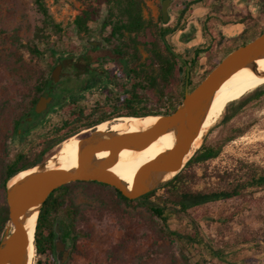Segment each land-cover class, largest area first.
<instances>
[{
	"label": "rangeland",
	"instance_id": "1",
	"mask_svg": "<svg viewBox=\"0 0 264 264\" xmlns=\"http://www.w3.org/2000/svg\"><path fill=\"white\" fill-rule=\"evenodd\" d=\"M95 1L44 0L51 21L60 27V33L48 29L44 31L43 35L47 39L44 38L38 42L36 29L42 27V16L33 0H0V103H10L13 100L23 99L20 111L0 108V169L13 152L23 148L19 139L12 135L11 122L19 113L20 115L23 114V119L31 117V121L35 123L31 129H27L29 138H31L37 133L48 131L65 117L67 108L60 106L63 99H74L77 106H80L85 114H88L93 107L104 106L108 109L113 106L117 99L123 100L124 97H128L134 80L127 79L119 64L112 63L107 67L108 73L113 76L111 79L112 88L98 91L95 88L85 90L84 78H76V71L66 63L62 69L63 75L58 82H51L52 97L54 98V103L51 106L54 108L49 109L46 117L32 118L30 113H26L30 101L36 98L33 87L37 78L41 75L50 76L56 65V56L63 55L67 51L78 53L79 49L85 45V41L89 39L103 41V44L112 50L117 45L115 41L109 42L107 40L110 27L102 28L103 22L107 21L108 18L113 21L118 16L121 8L117 5L101 4L98 6L96 18L88 22L86 32L76 33L74 30L72 24L74 18L83 9L94 7ZM140 1L141 15L145 21L142 31L144 44L138 45L140 60L135 63L138 71L135 80L136 85H138L137 95L145 101L147 107L162 98L167 100L169 110L176 109L184 96L187 67L190 66L188 68L190 74L189 91L190 88L201 82L203 77L207 76L206 73L213 64L220 62L231 50L233 51L245 42L252 41L261 35V32L264 33V0H260L259 8L256 9V17L249 21L246 32L240 37L230 39L219 36L223 31L222 23L229 16L230 7H223L221 4L215 5L214 12L221 18L215 16L216 21L212 27L214 36L204 34L202 43L198 47L184 49L171 41V37H166L167 44L170 45L172 51L176 55H180L179 57L175 56L177 57V66L180 67L181 71L170 81L158 79L160 90L157 91L158 88L150 90L149 65L152 63L154 70L158 69V64L155 63V57L152 55L151 49L154 39L151 35L158 37L161 33V0ZM179 2V0H174L173 11L180 9ZM203 12L205 10L201 11L199 5L193 6L186 13V18L195 13L200 15ZM198 19L204 26L206 22L203 20L204 16H199ZM34 48L40 51V54L33 53ZM196 49H200L202 52L196 55ZM161 85H163L162 90L164 92L166 86H170L163 97H161ZM258 88L264 89V83L255 85L236 102H228L227 110L223 111L217 123L201 137L199 147L204 138L210 142H223L230 128L251 125L242 136L223 144L221 154L217 159L210 162L209 170L214 167L219 169L231 167L234 161L238 159L264 168V109L248 105L234 119L222 121L224 117L231 114L239 101ZM105 99L110 100L106 102ZM115 119L106 122L114 123ZM72 138L59 144L56 151L59 148L61 150L66 144L71 145ZM197 173L200 175L201 170H198ZM9 183L10 181L6 188ZM203 185L200 183L196 187L202 188ZM5 196V191L0 190V207L3 204L6 206ZM259 196L264 198V194H258L257 197ZM75 198L78 204L89 203L81 190L75 192ZM122 208L126 212L114 215L110 219L92 223L90 237L80 244V253L76 256L75 264H206L210 261V257L207 256V248L205 247L218 248L221 241V237L218 235L219 227H222V224H219L216 219L218 216L225 218L231 210L229 208L222 210L219 205H211L197 211L201 217L199 232L204 244L203 246L188 247L185 252L188 260L184 261L179 255L178 244L172 243L164 237L165 234L162 230L165 226L161 220L152 217L138 204H132L128 207L122 206ZM203 211L206 212L202 213ZM185 223L186 219H176L171 216L168 217L167 227L170 230H176ZM225 225L226 230L222 232L225 233L223 235L226 237L247 229L258 230L259 228L254 212H245ZM5 226L6 223L0 240L4 234ZM225 251L236 253L237 257L235 258L240 264H264V238L247 243L231 244ZM36 259L35 255L32 256V264L35 263Z\"/></svg>",
	"mask_w": 264,
	"mask_h": 264
},
{
	"label": "trees",
	"instance_id": "2",
	"mask_svg": "<svg viewBox=\"0 0 264 264\" xmlns=\"http://www.w3.org/2000/svg\"><path fill=\"white\" fill-rule=\"evenodd\" d=\"M33 3L42 16V27L36 29L38 42L46 38L43 35L44 31L48 29L59 34L60 27L51 21L44 0H33ZM101 4L117 5L121 8L119 17L117 16L113 21L108 18L103 22L102 28L110 27L107 40L115 41L117 44L112 51L118 58L121 71L127 78L134 80L128 97H124L123 100L117 99L108 109L104 106L93 107L88 114H85L84 110L77 106L74 99H63L60 106L67 108L65 117L48 131L37 133L31 138L27 133V129H31V125L26 123L22 118L23 115L21 116L19 113L11 122L12 135L19 139L23 148L13 152L7 162L1 166L0 190L5 191L7 183L18 173L42 164L56 152V147L59 144L83 130L93 128L114 118L161 116L175 110V108L169 110L167 100L162 98L147 107L145 101L137 95L138 85H136L135 79L138 71L135 63L140 60L138 45L144 44L142 31L145 25L141 15L140 0H96L94 7L83 9L74 18L72 24L75 32L87 31L88 22L96 18L98 6ZM161 36L162 33L158 37L151 35L154 39L152 55L155 57V63L158 64V69L154 70L152 63L149 65L150 90L158 88V79L170 81L181 71L177 66V57L180 55H176V57L161 39ZM246 43L248 42L242 45ZM32 52L40 54V51L35 48ZM199 52L196 51V54ZM218 63L213 64L206 75ZM49 83V77L41 75L37 78L33 87L36 98L30 101L31 106L36 104L39 95ZM197 85L190 88L189 91H192ZM162 87L163 85H161V97L169 90L170 86H166L165 92ZM158 90L160 89L158 88ZM234 102L236 101L231 103ZM22 105L23 99H20L10 103L1 102L0 108L20 111ZM248 105L264 109L263 88L256 89L239 101L231 114L224 117L222 121L234 119ZM51 108L53 109L54 106ZM225 109L227 110V107ZM250 126L247 124L243 127L230 128L223 142H210L204 138L201 146L177 175L139 199H127L114 188L97 182H74L54 190L43 203L37 217L32 248V256L37 257L34 264H75L76 256L80 253V244L90 237L92 223L124 213L126 211L122 206L128 207L132 204H138L152 217L161 220L165 226L162 230L165 234L164 237L172 243L178 244L179 255L184 261L188 260L185 253L188 247L203 246L204 244L199 232L201 217L197 211L211 205H219L222 210L231 209L228 216L225 218L218 216L216 219L219 224H222V227H219L218 235L221 237V241L218 248L205 247L207 248L206 254L210 257V261L206 264H240L235 258L237 257L236 253L225 250L231 244L247 243L264 238V198L257 197L258 194H264V168L241 159L235 160L231 167L223 169L214 167L209 170V165L211 161L219 157L225 142L242 136ZM54 157L51 159L53 160ZM198 170H201L200 175L197 173ZM200 183L204 184L203 187H196ZM77 190H81L89 203L81 205L76 202L75 192ZM245 212L256 214V221L259 223L258 230L247 229L235 235L224 236L225 224ZM171 216L176 219H186V223L176 230H170L167 227V220ZM7 220L8 210L3 204L0 207V235Z\"/></svg>",
	"mask_w": 264,
	"mask_h": 264
},
{
	"label": "water",
	"instance_id": "3",
	"mask_svg": "<svg viewBox=\"0 0 264 264\" xmlns=\"http://www.w3.org/2000/svg\"><path fill=\"white\" fill-rule=\"evenodd\" d=\"M168 5L169 0L162 3L163 22H166L168 17ZM173 54L176 55L174 52ZM261 57H264V33L226 55L192 91H188L190 74L187 68L181 103L172 113L156 116L157 121L147 129L123 133L110 129L99 131L98 124L72 136L78 141L80 161L77 168L70 170L45 168L47 161L58 153L59 148L45 162L28 169L34 171L9 185L5 190L8 220L0 240V264H29L26 232L21 215L29 217L36 211L38 217L48 196L63 185L74 182H97L114 188L127 199L135 200L172 179L199 148L190 154L217 86L243 67H249L255 71L257 68L254 61ZM61 75H63L61 66H55L50 73V78L56 83ZM48 101L49 98L46 95L39 98L35 111L41 112ZM168 133L174 136L173 146L161 152L139 171L132 190H129L122 180L105 169L115 162L121 150L140 151ZM98 151H109L110 155L97 159ZM173 172L176 173L166 178Z\"/></svg>",
	"mask_w": 264,
	"mask_h": 264
},
{
	"label": "flooded vegetation",
	"instance_id": "4",
	"mask_svg": "<svg viewBox=\"0 0 264 264\" xmlns=\"http://www.w3.org/2000/svg\"><path fill=\"white\" fill-rule=\"evenodd\" d=\"M164 1L166 0H161V39L168 45L166 37H171V41L184 49L198 47L202 43L204 34L214 36L212 27L216 21L215 16L221 18V16L214 12L215 5L221 4L223 7H230L229 16L224 19L221 26L223 27L222 34L219 35L226 39L242 36L247 30L249 21L256 17V9L260 5V0H179L178 6L180 9L173 11L174 0H169L167 8L168 17L166 22H163L162 3ZM196 5H199L201 11L205 10V12L200 15L195 13L191 17L186 18V13ZM202 15L204 16L203 20L206 21L204 26L198 19ZM238 25H240V28ZM168 46L173 53L170 45ZM196 51L202 52L200 49H196L195 54ZM199 53L196 55H199ZM55 60V66H61V74H63L62 69L67 63L76 71V78H84L85 90L95 88L98 91L110 90L112 88L111 79L113 76L111 73H108L107 67L112 63L119 64L118 58L112 49L104 45L103 41H96L94 39L86 40L85 45L79 49L78 53L67 51L63 55L56 56ZM92 62L93 64H91ZM78 67H81V69H78ZM51 82L53 81L50 78L49 85L42 91L36 101L37 103L39 98L46 95L49 101L46 103L45 108L37 113L35 111V104L33 106L29 105V108L26 110V113H30L32 118L46 117L49 109L52 107L54 98L52 97ZM109 100L105 99L106 102ZM24 121L29 123L31 127L35 126V123L31 121V117L25 118Z\"/></svg>",
	"mask_w": 264,
	"mask_h": 264
},
{
	"label": "bare ground",
	"instance_id": "5",
	"mask_svg": "<svg viewBox=\"0 0 264 264\" xmlns=\"http://www.w3.org/2000/svg\"><path fill=\"white\" fill-rule=\"evenodd\" d=\"M256 70L253 71L249 67H243L221 84H219L213 94L209 109L205 116L201 131L192 147L191 153L195 151L200 145V139L205 132L211 129L221 117L223 111L226 108L228 102L236 101L244 97L250 89L255 85L263 84L264 82V57L257 58L254 61ZM158 117L146 116L144 118L136 117H121L117 118L114 123L104 122L98 125L99 131L111 130L115 132H134L139 130H145L150 127ZM71 145L66 144L58 153L54 159L46 164V169H59V170H70L77 168L80 161V154L78 148V141L76 137L71 139ZM174 143V136L172 133L164 134L149 146L140 150L134 151L131 149H123L119 152L117 159L111 165L105 169L120 180H122L132 190L136 184V179L139 171L155 159L164 150L170 149ZM197 153V152H196ZM110 155L109 151H98L96 153L97 159L106 158ZM34 170H26L20 172L18 175L10 180L9 185H12L16 181L24 178ZM176 172L167 175L166 178L171 177ZM23 221V227L26 232L25 238L27 243L28 251V262L32 264V248L34 245V233L37 221V212L35 211L31 216L21 215Z\"/></svg>",
	"mask_w": 264,
	"mask_h": 264
},
{
	"label": "crops",
	"instance_id": "6",
	"mask_svg": "<svg viewBox=\"0 0 264 264\" xmlns=\"http://www.w3.org/2000/svg\"><path fill=\"white\" fill-rule=\"evenodd\" d=\"M238 1V0H237ZM239 26V28H240V25H238Z\"/></svg>",
	"mask_w": 264,
	"mask_h": 264
}]
</instances>
